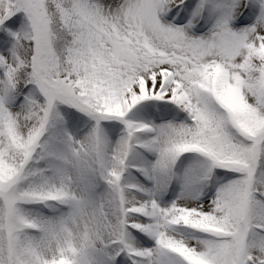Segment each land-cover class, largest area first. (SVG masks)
Masks as SVG:
<instances>
[{
	"label": "snow or ice",
	"instance_id": "6c2138e0",
	"mask_svg": "<svg viewBox=\"0 0 264 264\" xmlns=\"http://www.w3.org/2000/svg\"><path fill=\"white\" fill-rule=\"evenodd\" d=\"M0 264H264V0H0Z\"/></svg>",
	"mask_w": 264,
	"mask_h": 264
}]
</instances>
